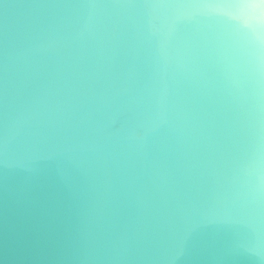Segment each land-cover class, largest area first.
<instances>
[{"label":"water","instance_id":"water-1","mask_svg":"<svg viewBox=\"0 0 264 264\" xmlns=\"http://www.w3.org/2000/svg\"><path fill=\"white\" fill-rule=\"evenodd\" d=\"M0 264H264V0H0Z\"/></svg>","mask_w":264,"mask_h":264}]
</instances>
